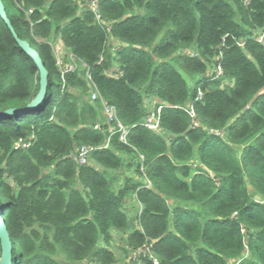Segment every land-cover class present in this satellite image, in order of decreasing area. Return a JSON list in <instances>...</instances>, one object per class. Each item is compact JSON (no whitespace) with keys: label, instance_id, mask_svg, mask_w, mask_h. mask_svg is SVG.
I'll return each mask as SVG.
<instances>
[{"label":"trees","instance_id":"obj_1","mask_svg":"<svg viewBox=\"0 0 264 264\" xmlns=\"http://www.w3.org/2000/svg\"><path fill=\"white\" fill-rule=\"evenodd\" d=\"M1 3L0 111L30 104L40 88L18 39L45 71L38 104L0 117L12 264H118L114 230L129 232L126 251L149 247L159 264H264V0ZM52 34L81 68L62 69ZM160 106L155 131L144 119ZM84 145L98 149L79 164Z\"/></svg>","mask_w":264,"mask_h":264},{"label":"rangeland","instance_id":"obj_2","mask_svg":"<svg viewBox=\"0 0 264 264\" xmlns=\"http://www.w3.org/2000/svg\"><path fill=\"white\" fill-rule=\"evenodd\" d=\"M50 43L53 46L54 49V53L55 56L60 64V66L62 67V69H69L70 67L75 68H81L82 64L78 63V61L75 59V57L69 52V50L65 47L64 43L62 42V40L60 39L59 36H57L56 34H52L49 38ZM111 43L114 45V49L117 48L119 46V41L117 40H113L111 41ZM116 69V67H115ZM85 98L87 99H91L90 97V93L84 95ZM158 102V100H151V99H147V104L148 106L152 109L154 107V105ZM123 173L126 175H130L133 177H136L138 179H140V176H138L137 174H135L134 169L128 170V169H124ZM253 192V190H252ZM259 197V196H256ZM172 205H174V201L170 200L169 201ZM125 209L128 213V215L134 219L138 216V214L141 211V205L136 201L134 195H131L129 197V199L126 201V205H125ZM114 239L112 241L111 244L107 245L109 248L113 249L116 257H117V261L118 264H129V262L132 259H136L139 256H136V253L134 251H132L131 253L126 251V236L129 232H125V231H119V230H114ZM104 244V243H102ZM139 253V252H138ZM136 261V260H135ZM140 261V259L138 258L137 263L138 264Z\"/></svg>","mask_w":264,"mask_h":264},{"label":"built area","instance_id":"obj_3","mask_svg":"<svg viewBox=\"0 0 264 264\" xmlns=\"http://www.w3.org/2000/svg\"><path fill=\"white\" fill-rule=\"evenodd\" d=\"M257 39L260 42H264V32H261L257 36ZM58 64H59V62H58ZM73 69H74L73 67H70L69 69H65V70L63 69V70L67 71V70H73ZM217 73L218 74L221 73V67H218ZM88 79L89 80L91 79L90 75H88ZM89 93H90V97H91L92 101L97 99L98 95L93 89H91ZM199 94H201V92H199ZM160 112H161V106L158 107L157 110L150 111L149 114L144 119V125L150 129H152V130L160 131V129H161L160 128ZM190 113L192 114V116H195L193 110H191ZM103 114L106 117L107 124L111 125L110 131L113 130L114 127L112 126V124L117 121V115H116V111H115L114 107L107 105V104H104V113ZM117 125H118L120 132H121V134H120L121 140L126 141L128 128L125 127L124 125H122L118 121H117ZM100 127H101V125L99 123L94 125L95 129H100ZM20 144L22 145V147H26L29 145V143L25 142V141H23ZM108 146H109V141H107L102 147H99V148H106ZM96 149H98V147H93V146H88V145L81 146L80 148L77 149V151H75L73 158L79 164L87 163L88 159H89L90 152L93 150H96ZM135 253H136V256H139V257L141 256L142 253H144V255H149V257L151 259H153L154 264H159L158 259H156L154 257V255L149 251V247H141L138 250H136ZM138 264H143L141 259H140Z\"/></svg>","mask_w":264,"mask_h":264},{"label":"water","instance_id":"obj_4","mask_svg":"<svg viewBox=\"0 0 264 264\" xmlns=\"http://www.w3.org/2000/svg\"><path fill=\"white\" fill-rule=\"evenodd\" d=\"M0 13L2 16H4L1 0H0ZM18 42L23 47V49L30 55V57L32 58V60L34 61L38 69L39 79H40V88H39V91L37 92L36 97L33 99V101L30 104L24 107H11V108L2 110L0 111V117L9 116L12 114L26 113L32 110L40 101L41 96L43 94L44 86H45V71L41 63L38 60V56L36 52L32 50L24 41H21L18 39ZM11 250H12L11 244L6 235V231L4 228V221L2 219V211L0 209V264H12Z\"/></svg>","mask_w":264,"mask_h":264},{"label":"crops","instance_id":"obj_5","mask_svg":"<svg viewBox=\"0 0 264 264\" xmlns=\"http://www.w3.org/2000/svg\"><path fill=\"white\" fill-rule=\"evenodd\" d=\"M135 224H137V222H134Z\"/></svg>","mask_w":264,"mask_h":264}]
</instances>
